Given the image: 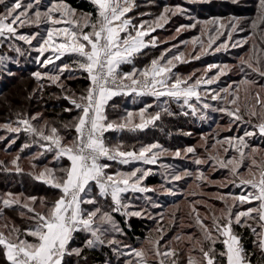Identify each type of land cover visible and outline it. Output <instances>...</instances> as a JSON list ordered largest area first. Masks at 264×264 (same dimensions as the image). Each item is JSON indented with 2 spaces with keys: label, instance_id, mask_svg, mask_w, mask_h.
<instances>
[{
  "label": "snow or ice",
  "instance_id": "1",
  "mask_svg": "<svg viewBox=\"0 0 264 264\" xmlns=\"http://www.w3.org/2000/svg\"><path fill=\"white\" fill-rule=\"evenodd\" d=\"M195 2V0H193ZM96 6L95 17L92 13L77 14L76 9L72 8L63 0L52 2L46 10H41V0H0V47L8 43V48L17 55H23L20 47L15 45V41H22L32 46V42L37 40L39 46L34 50L39 53L37 62L41 67L47 68L54 65L56 72L32 73L33 77L39 82L45 78L52 84L64 90V85L60 83L61 75L68 71L85 73V79L89 85L80 95L72 93L64 98L73 106L65 108L64 111L78 110V116L74 118L71 125H64L66 129L74 128L76 135L71 142L65 143L64 137L59 134L55 126H50L47 121L43 125L37 126L33 123L38 121L40 114L25 116L18 114L15 126L12 123L0 125L9 133L19 134L21 131L28 134L35 142L40 143L41 148L46 152L54 154L53 159L59 162L62 158H67L70 164L67 167L48 168L45 167L35 179L43 181L51 188L58 190L59 195L51 203L45 198L39 200L40 207L44 211L36 210L37 197L29 196L21 200L20 196L9 192L5 197L0 198L3 208L18 207L22 217L30 221V226L21 230L12 225L11 228L5 223L4 228L7 233L0 231V246L3 255L9 264H65V258L69 256L80 257L82 248L71 247L74 235L79 232L89 234L85 246L88 248L103 245L107 242L109 246L119 245L120 242L113 236L105 239L111 233L124 235V230L115 220L113 213H119L125 217H143L154 219L157 223L155 237H149L147 244L149 248L135 249L130 245H124L129 249L127 252L121 251L119 247L113 248L118 255L135 257L128 259L125 264H152L150 255L155 258L154 264H178L179 253L176 248L168 244L161 245L164 228L161 225L163 214L158 213L155 217L148 209L129 211L130 204L123 201L127 193H149L155 192V188L144 186L143 181L152 174L151 169L134 168L132 171L108 172L111 164L104 161H113L118 164L127 165L135 161H140L145 165H157L159 157L166 154L167 149L157 143H150L141 146L137 151L122 150L123 145L111 146L106 143L105 132L109 130L135 132L143 131L149 125H154L161 119V114L172 115L167 107L170 100L182 101L181 108L187 106L191 114L195 115L198 111L196 104H202L204 110L211 109L214 112L225 113L229 119V128L237 122L252 123L253 118L257 121L253 125V131H244L241 136H228L217 139L211 145L214 152L206 158H196V165L209 164L214 170H226L228 176L222 181H214L205 175L204 171L197 169L195 173L184 169L180 172H168V165H161L165 169L164 178L168 183L178 182L187 177L194 176L197 188L205 184L217 185L226 188L229 185L251 191L241 192L239 195L232 193H216L210 198H215L224 204L220 215L217 216L213 211L211 215L201 216L196 205H203L209 208L207 200L199 199L189 201L191 205L190 215L194 220V225L200 231V237L187 235V240L192 245V251L200 253L197 260L189 255L187 264H250L248 256L241 245V238L233 231V225L246 227L257 237V246L264 252V159L258 161L257 156L264 150L250 146L246 138H251L257 133L264 137V84H259L252 76L264 78V47L258 46L255 42L247 59L240 58V72L243 78L233 88V85L209 90L207 87L220 80L221 76L227 75L231 68L229 65L220 67L209 65V69L218 68L215 75L211 77L201 76L192 80V77L180 78L172 73L175 67L174 61H180L184 53L167 57L166 49L160 57L152 59L150 66L139 70L133 66L132 71L123 72L121 66L133 64L134 59L149 47H157V38L151 33L163 28L170 18L179 14H185L186 10L179 6L164 7L163 11L151 23L141 20L134 23L133 18L128 13L135 7L134 0H91ZM141 15H145L141 13ZM234 21V22H232ZM229 24L221 23L219 19L197 21L201 23V34L208 31L209 25H218L213 30L215 36L209 32V46L214 43L219 36L225 35L220 29H227L228 40L237 31H244L240 27L239 18H232ZM47 24L46 35L34 32L26 34L18 31L22 27H39L40 24ZM264 0H260V10L256 19L251 22L253 36L259 34L261 45H264ZM196 23L181 25L177 29L179 33L182 29L195 28ZM145 37H151L146 40ZM198 38L193 39V43ZM253 37L245 38L231 44V47H243L249 43ZM228 40L224 41L218 48L228 46ZM187 43V42H184ZM176 47V45H173ZM45 53H50L47 58L41 60ZM75 55L76 59L72 64L64 63L56 65L55 61L60 60L65 55ZM199 58V57H196ZM163 61V63H162ZM14 61L11 56L0 53V70L7 68V64ZM9 75H12L9 72ZM241 85H243L244 103L240 102ZM42 88L43 85L41 84ZM254 89H258L253 91ZM70 91V90H69ZM152 96L159 100L167 97L168 100L163 105H157L159 111L154 114L148 113L151 104L145 105L135 115L139 116V122H134V113L128 111L123 116L122 123L109 121L106 114L108 102L115 96L131 95ZM217 101L221 106L214 107L204 98ZM195 100L196 104L192 103ZM147 114V115H146ZM188 115L187 112L183 113ZM245 117L248 119L246 120ZM206 115H201L205 119ZM4 139V137H0ZM14 143V140L12 141ZM219 145V147H217ZM30 147L26 143L23 148ZM23 148L21 151H23ZM205 150L208 151L207 146ZM43 154V153H41ZM186 154H196L195 147H187ZM181 156L180 150L174 154ZM19 156L12 160L17 173L22 169L18 165ZM250 161V163H245ZM246 169V171H244ZM60 173V175H57ZM98 191L92 195V188ZM161 189L168 194L176 196L178 193L171 188ZM188 195L195 197L205 195L203 192L192 191ZM110 197V210H102L98 205L99 199L108 200ZM147 201L151 207L156 208L160 205ZM237 204L253 205L246 210L233 209ZM83 205H92V208H85ZM3 208H0V217L3 216ZM174 216V214H173ZM210 220L211 223H205ZM251 222V223H250ZM259 229V231H258ZM31 237V239H29ZM223 237L222 240L220 238ZM174 239L179 242L182 237L177 235ZM220 241L224 245V250L217 251L215 245Z\"/></svg>",
  "mask_w": 264,
  "mask_h": 264
},
{
  "label": "trees",
  "instance_id": "2",
  "mask_svg": "<svg viewBox=\"0 0 264 264\" xmlns=\"http://www.w3.org/2000/svg\"><path fill=\"white\" fill-rule=\"evenodd\" d=\"M53 2H56L54 0ZM63 2L70 5L72 8L76 9L80 13H92L95 17L96 6L91 3V0H63ZM176 3H182L184 5H196L191 4L190 2H185L181 0L168 1V0H138L137 6L134 11V20L138 21V18L145 21H152V19L157 16V12L150 13L148 9L144 8L149 5H154L155 11L163 10L164 7H173ZM50 4H40L41 10H46ZM195 6V7H196ZM210 4L201 5V9H206L209 11ZM1 9V8H0ZM194 9V8H193ZM189 10V9H188ZM144 12L145 15H141V12ZM202 15V14H201ZM206 16V14H204ZM173 19H178L182 23L187 22V18H179V14L174 15ZM42 28H37L36 31L31 27L28 29L20 28L18 31L26 34H31L32 32L43 33L45 27H48L46 24L40 25ZM44 27V28H43ZM9 42H5L3 47H0V53H4L8 56H11L14 61L7 64V68L0 70V124L3 123H13L17 120L18 114H24L25 116L33 115L34 113H40L41 118L35 123L37 126L41 125L43 120L47 121L50 126H55L59 130V134L64 137V142L69 143L76 135L74 128L69 127L66 129L64 125H71L74 122V118L78 116V110L73 111H64L65 108H72L73 106L69 103L67 99L64 98L65 95H71V92H76L77 89L82 91L86 89L89 85V81L85 79L86 74L80 72L69 73L65 71L61 75V81H64V90L58 87L56 84H52L50 81L42 80L37 81L32 73L39 71L37 63L34 62L36 56L38 55L34 49L26 50L28 47L22 41H15V45L20 47L23 51V55H17L14 51L10 50L8 46ZM31 47V46H29ZM157 47H149L143 50V53L138 55L133 66L136 69L142 70L151 63L152 59H155L157 56ZM76 59L75 55H67L61 57L60 60H56L55 64L62 65L64 63L72 64L73 60ZM235 57L226 56V61L234 62ZM36 61V60H35ZM49 71V70H46ZM51 71V70H50ZM132 71V69H131ZM9 72L12 75H9ZM52 72V71H51ZM124 72V71H123ZM172 73L178 76L181 73L178 69H172ZM43 85L41 88L40 85ZM70 88V89H68ZM70 90V91H69ZM81 91V92H82ZM67 92V93H66ZM133 99H136L132 95L124 96L120 95L113 98L107 105L106 114L109 121H115L121 119L126 115L128 111H137L141 109L140 102H132ZM167 107L171 111L172 115L163 113L161 119L156 121L153 126L146 128L143 131H128L127 129L123 131L111 130L105 134V140L109 145L112 143H121L125 150H129L133 147L132 143L135 141L145 140L149 141L152 139H147L148 137L153 136L155 133V139L159 141H164L163 137L166 135L170 139V144L166 143L165 145L169 148H181L185 146H191L196 148V154H189V157L186 159L180 158L179 161L184 166V169L190 171L189 168H192L193 171L196 168L191 166L195 157H200L199 154L202 152V148L197 146L199 137L204 133L208 132V126H205L201 123L200 119L193 117L191 115H184V112H187L186 108H181L178 104L174 102H168ZM186 129L190 134L182 133ZM20 134V133H19ZM17 134L18 138H14V143L6 144L5 134L4 139L0 140V198L5 197L9 192L14 195L20 196L21 200H25L29 196L37 197L36 210L39 209V200L41 198H49L52 200L48 201L51 203L59 195L58 190L51 188L49 185L43 183L41 180L35 179L36 174L43 167H67L70 162L67 158H62L59 162L53 160L51 161V156L47 154L43 148L40 147V143L35 142L28 134L24 133L21 136ZM154 139V137H153ZM176 142V143H175ZM30 144V147L23 148L24 144ZM253 147H256L253 145ZM23 148V151L21 149ZM205 149V148H204ZM208 151L211 146H207ZM43 153V154H41ZM19 156L18 165L22 169L21 172L17 173L15 170V165L11 162ZM130 164H133L130 163ZM185 164V165H183ZM129 164L125 167H119L122 170H126ZM112 167V165H111ZM198 167V166H197ZM113 169V168H111ZM197 170V169H196ZM194 177H187L181 181H184L182 191L176 196H172L169 201V207L172 206L174 212V217H176V222L171 232L167 235L165 241H161V245L168 244L173 248H176L179 253L178 264H187V250L190 248L191 243L189 241L182 242L183 237L191 234L190 232L186 233L183 228H179V221L183 218L192 217L190 215L191 205L189 201L199 200L206 198V195L192 197L190 195H185V187L187 182H193ZM186 181V183H185ZM161 181L160 176H154L147 179V185H158ZM207 189V187L205 188ZM53 190V192H51ZM208 191V190H207ZM217 191V188L210 187L209 192ZM92 193L95 195L97 189L92 188ZM224 193H232L234 195H239L240 192L237 190L232 191L226 190ZM103 203H106L108 206L111 204L110 197L107 201L104 199H99ZM167 201V203H168ZM211 206L209 208L204 207L203 205H196L199 211H204L206 215L210 216L211 212H215L217 216L220 215L221 209L224 208V204L217 200H209ZM0 208H3L0 204ZM157 207L155 210H158ZM20 209L16 206L13 208H3V216L0 217V231L7 233V229L4 228L5 223L8 224V227L11 228L12 225L20 228L21 230L30 226V221L26 217H22L20 214ZM236 211V208L233 209V212ZM116 217L117 222L120 227L124 230L127 238L132 242V245L135 247L145 248L142 246L147 241L148 232L152 229L154 224L153 219L147 217H125L117 213H113ZM171 217V215H168ZM193 218V217H192ZM190 227H195L194 220L190 221ZM206 223H210V220H207ZM251 223V222H250ZM196 232L194 237L200 236V231L195 227ZM194 231V230H193ZM233 231L235 234L239 235L241 238V244L245 250V254L248 256L250 263L252 264H264V252H261L257 246V237L251 232L250 229L246 227H241L239 225H233ZM259 231V229H258ZM180 235L182 237L181 241L177 242L174 237ZM85 235L83 232L76 233L74 239L71 242V247L78 246L82 247L83 252L80 257L75 255L65 258V264H107L114 263V253L112 248L109 245H97L93 248H88L84 244ZM221 240V238H220ZM175 245V246H174ZM177 246V247H176ZM217 251L224 250V245L218 241L215 245ZM193 254H196L194 252ZM133 259V257H130ZM226 260L222 262L225 264ZM0 264H9L6 257L3 255L2 246H0Z\"/></svg>",
  "mask_w": 264,
  "mask_h": 264
},
{
  "label": "rangeland",
  "instance_id": "3",
  "mask_svg": "<svg viewBox=\"0 0 264 264\" xmlns=\"http://www.w3.org/2000/svg\"><path fill=\"white\" fill-rule=\"evenodd\" d=\"M53 1L54 0H41V3L47 5V4L52 3ZM168 1H175V0H168ZM183 1L190 2L191 4L199 3V5L198 6L194 5V7H193V5H184L182 3H176V5H179L186 10L185 14H179L178 13L179 18L185 17L188 19V21L182 23L180 20L173 19V16H170L168 22L166 24H164L163 28L157 29L155 32L151 33V36H155L157 38V45L159 46L156 58L160 57L161 53L165 52L166 49H171V51L167 52L166 58H170L173 55H178L180 53H184V55L181 57V60L184 62L174 61L175 67H173V68L181 71V73L178 74V76L180 78L183 79V78H188L191 76L192 80H195L196 78H199L201 76L211 77V76L215 75L218 71V68L209 69V65H218L220 67H223L224 65H229L231 68V71H229L227 75L221 76L220 80L217 83H214L210 86H204V87H207L209 90H212V89L218 90L219 88L227 87L228 85H233V88H235V86L243 78V75H244L243 73L240 72V58L244 57L245 59H247V57L250 54V51L252 49L253 42H255L258 46L264 47V45H261L260 35L257 34L255 36H253V30L251 29V22L257 18L259 10H260V0H195V2H193V0H183ZM22 2L26 4V3H28V0H22ZM179 2H181V0H179ZM205 4H210L211 9L209 11H207L206 9H201V5L204 6ZM176 5H174V6H176ZM0 8H1L0 11H3V6H0ZM145 9H148L147 11L148 12L150 11V13L157 12V16H155L152 19V21H154L156 19V17H158L159 14L163 11V10L155 11L154 5H149V4L144 8V10ZM141 13H144V12L142 11ZM77 14H81V13L77 12ZM204 14H206V16H204ZM232 18H239L240 27L243 28L244 31L234 32L232 35V39L228 40L227 35H226L227 29H220V31L225 32V35L219 36V39H217L214 43H212L209 46V39H210L209 32H211L212 36H215L216 32L213 29L218 27V25H209L208 31L204 32V34L202 35L201 34V28L203 27V25L201 23H197V21L202 22V21H206V20L219 19V21L221 23H224L225 25H227V24H229L230 21H232ZM141 20L142 19L138 18L137 24L140 23ZM152 21H149V22L151 23ZM232 22H234V21H232ZM192 23H196L195 28L182 29L179 33L177 32V29L180 28L181 25H189ZM43 24L44 23H42L40 25H43ZM261 27L264 28V26H261ZM23 28L28 29L30 27H23ZM31 28L36 31L37 28H42V27L41 26H39V27L31 26ZM46 28L47 27H45L44 31H42L43 33H41L40 36L46 35ZM248 37H253V39L249 40V43L244 44L243 47H231V44H233L237 41H242ZM150 38L151 37H149V39ZM194 38H198L195 43H193ZM39 39H40V37L38 36L37 40H34L32 42V46L29 47V45H28V47H26V50H28V49L30 50V48L34 49L35 47H38L39 46V44H38ZM226 40H228V46L224 47V48H220V50L217 51V48ZM184 42H187V43H184ZM173 45H176V47H173ZM37 54L38 55L36 56V59H35L36 61L34 60V62L37 63V66L39 67L40 72H49L50 70L52 72L57 71V69L54 67V65H48L47 68L41 67L40 64L37 62V57L39 56V53L37 52ZM48 55H50V53H45L43 57H40V59L43 60V59L47 58ZM226 56L235 57L234 62H229V61L227 62ZM196 57H199V58H196ZM162 63H163V61H162ZM148 66H150V64ZM46 70H49V71H46ZM251 78L256 79L259 84H264V78H260L258 76H252ZM44 80L48 81L46 78ZM60 83H62L63 85L65 84L64 81H61ZM240 87H241V91L239 93L240 102H241V104H243L245 94L243 92V85H241ZM68 89H70V88H68ZM256 90H258V89H254L253 91H256ZM81 91H82L81 89H77L76 92L75 91L71 92V94L75 93L78 96L81 94ZM166 100H168L167 97H164V98L161 97L159 100H157L156 98H151V97H143V98L133 99L132 102H140L141 103L140 108L145 107V105L151 104L152 107L148 108L147 112L154 114L155 112L160 110V108L157 107V105H163ZM168 102H174V103L178 104V106H180V107L182 104V101L177 102L175 100H170ZM204 102H208V103L212 104L214 107L221 106L217 101H211L210 99H207L206 97L204 98ZM192 103L196 104V101L193 100ZM196 106H197L198 111L195 115L191 114V110L189 108H187V106H185L184 108H186L187 113L189 115H191L193 117H197L198 119H200L202 124H204L205 126H208V132L204 133L203 135H201L199 137V141L197 143V146H200L202 148V152L199 154L200 157H195V159L196 158H206L211 152H214L215 151L214 149H210L209 151H206L204 148H205V146H211L213 143H215V141L217 139H223L224 137H228V136H241V135H243L244 131H246V130L247 131H253L254 130L253 125L255 123H257L255 118H253L251 124L237 122V123L231 125L232 130L229 131L228 128H229V119L230 118L225 113L214 112L211 109L204 110L202 108V104H196ZM139 110L133 111L134 122H136V123L139 122V116L135 115V114L138 113ZM38 113H34L31 116H34ZM162 114H161V116H162ZM201 115H206V118L201 119ZM40 116H41V114H40ZM245 119L247 120L248 118L245 117ZM35 122H37V121H34L33 123H35ZM115 122L122 123L123 121H122V119H118V120H115ZM44 123H45V120H43L41 122V125H43ZM3 124H6V123H3ZM3 124H0V125H3ZM12 124H13V126H15V122H13ZM35 124H37V123H35ZM150 126H153V125H149L148 127H150ZM181 132L185 133L187 135L190 134L186 129H184ZM5 134L8 135L6 137V140H7L6 144H10V143H12L13 140H15L14 138H18L17 133H9L5 129L0 128V137H4ZM21 134L24 135V132L21 131L19 135L21 136ZM155 135H156L155 133L153 134V136L151 134V136L147 138V139H152V140L135 141L134 143H132V145L138 151L141 146H144V145H147L150 143H157L158 142L160 145L163 146L164 149H167L166 154L161 155L159 157L158 164L157 165H145L140 161H135V162H133V164H129V166L126 167L127 168L126 170H119V171L129 172V171H132L134 168L151 169L152 174L149 175L143 181V184H144V186H147L150 188H155L156 191L145 193V194H141V193L133 194V193L129 192L123 197V201L125 203L130 204L129 211L139 210L141 208L146 207L148 209V211L154 217L158 213H162L163 214V220L160 223H161V225L165 231H164L163 239L161 241H163V240L165 241L167 235L169 234V232H171L172 228L174 227V224L176 222V217L173 216L174 211L172 209H174V208H172V206L169 207V205H168L169 201H170L169 199L173 195L166 194L163 191V189H161V185H164L165 188H171L172 190L179 193L182 191L181 189L183 188L184 181L168 183L165 180L164 175H163L165 172V169L163 167H161V165H168L169 166L168 167L169 173L183 171L184 166H182V163L179 161V159L180 158L186 159L187 157H189V154L185 155V149L187 147H190V146H185V147H181V148H175V147L169 148L165 144L169 143V145H171L170 144L171 142H170V139L166 135L163 137V140H164L163 142L156 140ZM153 137H154V139H153ZM246 139L248 140L250 146L253 147V145H255L256 148L264 150V137L259 136L258 133H257V135H255L251 138H246ZM117 144H121V143H112L111 146H115ZM133 147L131 149H129L128 151L133 150ZM194 147H195V145H194ZM217 147H219V145ZM122 150H125V149L123 148ZM177 150H180V152H181L180 157H176L174 155ZM47 154L49 156H51L50 160L53 161L54 160L53 159L54 154L52 152H47ZM257 159H258V161L261 159H264V151H262L261 153L258 154ZM194 160L191 163L192 164L191 166H193V168L204 171L205 175L208 176L209 179H211V180L222 181V180H224L225 177L228 176V172L226 170H223V169L218 170V171L214 170L212 167H210L209 164L198 166L194 163ZM245 163H250V161H246ZM183 165H185V164H183ZM46 167H48V166H46ZM61 167H57V168H61ZM48 168H52V167H48ZM111 168L112 167L107 169V170H110V173L112 172ZM44 169H45V167H43L41 169V171H43ZM189 169L193 173H195L197 171L196 169H194V171L192 168H189ZM41 171H39L38 173H35V174L38 175ZM244 171H246V169H244ZM57 175H60V173H57ZM154 176H160L162 182H160L158 185H154V186L147 185V183H146L147 179L150 177H154ZM193 180H194V178H193ZM185 183H186V181H185ZM206 187H207V189H205ZM210 187L217 188V191L209 192ZM228 189L232 190V191L237 190L238 192H240V194H241V192L251 191V189L234 187L232 185H229L226 188H220L217 185L205 184L201 188H197L196 184H194L193 182H187L186 187H185V195L184 196L188 195V193H190L192 191L203 192L206 195L205 200H207L209 206H211V204L209 203V200L215 199V198H210V197L214 196V194H216V193H224V192H226V190L228 191ZM51 192H53V190ZM92 195H93V193H92ZM148 197L151 198L152 202H155L156 204L160 205L158 210H155L157 207L156 208L151 207V204H149L147 201ZM46 199L48 201L52 200L51 197L46 198ZM167 201H168V203H167ZM97 206H99L102 210H110V205L108 206L106 203H103L100 200H99ZM251 206H254V204L253 205H249V204L239 205V204H237L236 211L237 210H240V211L246 210L248 207H251ZM83 207L90 209L93 206L92 205H84ZM39 209H40V211H44V209L41 208L40 206H39ZM117 214H119V213H117ZM200 214H201V216H206L205 212L202 210L200 211ZM119 215H121V214H119ZM168 215H171V217H168ZM121 216H123V215H121ZM143 217H147V216H143ZM114 218L117 221L115 216H114ZM192 219H193L192 217L189 218V216H188V218L181 219L178 224L180 225L179 228H183V230L186 233L190 232L191 235L195 236L194 234L196 232V229H195L196 226L194 228L190 227V224H191L190 221ZM206 222H207V220L205 221V223ZM210 223H211V221H210ZM210 223H208V224H210ZM157 226L158 225H157L156 221L154 220V224L152 226V229L149 230V232H148L147 239L150 236L155 237L157 235L156 232L154 231L157 228ZM83 234L85 235L84 241L86 242V239L90 238V236H89V234H87L85 232H83ZM113 236L115 237L116 240H118L120 242V244L110 246L112 248V250H113V248L119 247L121 249V251H123V252L129 251V249L123 247L124 245H130L131 248H135V249L141 248V247L133 246L132 242L127 238L125 233H124V235L111 233L105 237L106 241H107V239H111ZM186 237L187 236L183 237L182 242L188 241ZM199 237L200 236H198L197 238H199ZM29 239H31V237H29ZM85 242H84V244H85ZM143 242H142V246H145V249L150 247L147 244V242H145L143 245ZM193 243H194V241L191 242L190 248L187 250V254L185 257L188 259L189 255H191L194 258H196L197 260H199L200 259V253L198 251H192ZM105 245H108L107 242L105 243ZM77 247L78 246H73V248H77ZM78 248H82V247H78ZM194 252H196V254H193ZM113 253H114V260H115L113 264H125V261L130 259L129 256L118 255L117 252H115V251H113ZM133 259H136V258L133 257ZM149 259L152 262V264H154L155 258L150 255ZM93 264H95V263H93ZM107 264H111V263H107Z\"/></svg>",
  "mask_w": 264,
  "mask_h": 264
},
{
  "label": "crops",
  "instance_id": "4",
  "mask_svg": "<svg viewBox=\"0 0 264 264\" xmlns=\"http://www.w3.org/2000/svg\"><path fill=\"white\" fill-rule=\"evenodd\" d=\"M137 1L138 0H134V4H135V7H133V10L131 11V12H129L128 13V16L129 17H131V18H133V22L134 23H136V21L134 20V11H135V9H136V6H137ZM145 39L146 40H148L149 39V37H145ZM145 50V49H144ZM74 55V54H73ZM65 56H67V55H65ZM135 60V59H134ZM133 64H134V61H133ZM133 64H124V65H122L121 66V69H122V71H124V72H130L131 71V69H133ZM133 97H135V98H143V97H151V98H155V97H152V96H136L135 95V93L134 94H131ZM120 96V95H119ZM124 96H129V95H124ZM115 97H117V96H115ZM115 97H113V98H115ZM112 98V99H113ZM164 98V97H163ZM111 99V100H112ZM110 100V101H111ZM109 101V102H110ZM108 102V103H109ZM106 108H107V106H106ZM105 111H106V109H105ZM109 131H111V130H109ZM109 131H107V132H109ZM107 132H105V134L107 133ZM104 134V135H105ZM104 162H107V163H109V164H111L112 165V168L113 169H111V171L112 172H115V171H117V170H122V169H120L119 167L121 166V167H125V165H122V164H118V163H116V162H113V161H104ZM108 172H110V170H107ZM98 191V190H97ZM126 195V194H125ZM124 195V196H125ZM84 206V205H83ZM221 239H223V237H221ZM242 245V244H241ZM226 264V263H225ZM250 264H252V263H250Z\"/></svg>",
  "mask_w": 264,
  "mask_h": 264
},
{
  "label": "built area",
  "instance_id": "5",
  "mask_svg": "<svg viewBox=\"0 0 264 264\" xmlns=\"http://www.w3.org/2000/svg\"><path fill=\"white\" fill-rule=\"evenodd\" d=\"M134 94V93H133Z\"/></svg>",
  "mask_w": 264,
  "mask_h": 264
}]
</instances>
